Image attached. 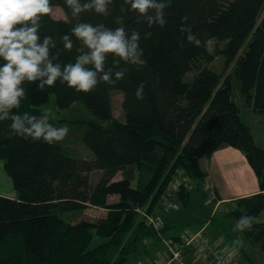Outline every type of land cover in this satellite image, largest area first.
Here are the masks:
<instances>
[{
	"label": "trees",
	"instance_id": "1",
	"mask_svg": "<svg viewBox=\"0 0 264 264\" xmlns=\"http://www.w3.org/2000/svg\"><path fill=\"white\" fill-rule=\"evenodd\" d=\"M121 3L114 0L107 17L83 13L81 19L115 28V17L123 16L129 33L140 32L144 63L121 62L127 68L123 80L100 83L89 93H77L59 81L43 91L26 83L27 98L14 110L38 118L52 98L59 109L83 102L94 119L80 117L65 125L88 156L77 153L66 138L48 144L9 136L11 121H0V159L17 192L15 198L0 196V264H131L146 249L145 242L159 233L201 228L216 217L206 219L197 204L207 198L199 192L208 179L201 160L223 145L244 153L260 186V192L236 199V209L225 218L252 216L253 226L243 234L264 252V220H259L264 213V147L256 142L233 97V77L209 66L216 56L225 59L226 67L235 62L243 102L264 114V0H172L165 9L164 27L138 23L136 13L120 11ZM51 5L60 6L67 19L45 17L40 35L52 36L62 49L59 38L74 21L64 0H51ZM184 16L201 46L181 33ZM75 55L73 49L60 59L66 63ZM200 61L207 64L189 78ZM110 66L111 57L106 64ZM141 82L144 98L137 100ZM113 90L123 93L124 120L113 114ZM131 169L139 173L136 183L128 177L115 179ZM97 170L102 176L92 186L91 173ZM181 170L184 180L176 194L182 209L169 214L156 230L138 210L156 212ZM89 205L105 209L106 215L77 223L68 220L70 213ZM220 227L233 235L228 224Z\"/></svg>",
	"mask_w": 264,
	"mask_h": 264
},
{
	"label": "clouds",
	"instance_id": "2",
	"mask_svg": "<svg viewBox=\"0 0 264 264\" xmlns=\"http://www.w3.org/2000/svg\"><path fill=\"white\" fill-rule=\"evenodd\" d=\"M171 2L122 0L120 11L136 13L138 23L164 27L167 23L165 9ZM113 3L114 0H64L74 23L69 32L60 36L61 49L52 36L40 35L41 21L52 13L51 0H0V61H3L0 63V121H11L9 136L54 144L63 141L69 132L67 127L49 123L51 109L40 118L29 112H14L27 98L26 83L35 84L43 91L59 81L77 93H89L100 83L115 85L123 80L127 68L121 67V62L125 65L144 63L140 32L132 29L129 33L123 16L115 17V23L119 25L115 28L81 19L83 13L107 17ZM187 20V16L182 17L181 33L186 34L188 42L201 46L192 26L184 23ZM73 49L76 52L74 60L62 62L61 55ZM109 57L111 66L106 67ZM144 88V82L137 86V100H143ZM252 226L253 217L245 215L236 222L235 230L250 231ZM241 244V240H235L232 251Z\"/></svg>",
	"mask_w": 264,
	"mask_h": 264
},
{
	"label": "rangeland",
	"instance_id": "3",
	"mask_svg": "<svg viewBox=\"0 0 264 264\" xmlns=\"http://www.w3.org/2000/svg\"><path fill=\"white\" fill-rule=\"evenodd\" d=\"M52 6V13L51 15L56 18V19H67L66 15L63 11V9L60 6L57 5H51ZM211 49L214 47V43H209L208 45ZM245 48H243V51ZM207 63L205 61H200L197 66L188 74V77L191 78L193 75L196 73V71L200 68L205 66ZM212 68L217 70L218 72H223L224 75L229 74L230 76L233 77V97L237 101V104L239 105L241 109V114L244 120L250 125L252 133L255 137L256 142L264 147V114L262 113H255L253 112L252 107L247 106L246 103L243 102V99L241 97L238 83L235 79L234 73H235V67L236 64L233 62L230 64L228 67L225 66V59L222 56H216L213 62L209 64ZM111 100H112V107H113V114L114 116L119 119V120H124L125 115L124 111L122 108V100H123V93L120 90H113L111 92ZM48 109H51V112L49 113V123H52L55 127H67L65 125L69 121H74L77 118L84 117V118H90L94 119L93 114L87 109V107L84 105L83 102L81 101H76L74 105L71 108L67 109H59L56 106V103L54 99L52 98L48 104L42 107V110L40 112V115L38 118L42 117ZM63 123V124H61ZM60 125V126H59ZM69 129V128H68ZM71 130L69 129L68 135L65 137L68 141V145L75 149L77 153H80L84 156H88L90 153L88 150L83 146V144L76 138V136L71 135ZM0 169L2 170L0 173V181L1 177L3 178L4 182L0 184V196L7 197L9 195L14 194V192H11L12 190L11 184H12V179L10 175L7 173L5 169V162L3 159H0ZM138 172L137 170L131 169L130 171H122L117 173L115 176V179H120L122 177H128L131 178L134 183L137 182L138 179ZM102 176V172L100 170L93 171L91 173V183L92 186L96 185L99 179ZM9 181V184L7 182ZM184 180L183 172L182 170L179 172L177 176L174 177L170 189L167 192H170V199L172 202V206H167L161 204L160 207L157 209L156 215L159 216L160 218L162 217L161 214V207L163 209H168L171 211L169 214H176L182 209V204L179 201L176 192H178L179 185L182 183ZM192 189V188H191ZM195 189L193 188L192 191ZM4 191V192H1ZM199 192H205L207 194V198L205 199V202H207V207L206 204L201 205L200 208H203L205 210V217L206 219H210L213 214H216L215 220L210 222V226L207 228L206 232L214 233L215 232V227L218 226H226L227 224L230 226V229H232L233 233V238L235 240L239 239L242 241V244L240 246H237L240 248L241 251L237 250L235 252L232 251L233 249V243H231L230 250L233 252V259L234 262L236 260L237 254H239L241 257L243 255V252L250 257V262L248 259H243V257H246L243 255L242 257V262H245V264H264V252L260 249V245L249 241L243 234V232H240L238 230H235V224L237 222L236 219L233 217H229V221L226 220L225 216L230 214L234 209H236V200L233 202H228L226 205L223 206H216L215 200H216V189L213 184H210L208 182V179L206 180L205 184L203 185V189H199ZM112 199V198H111ZM107 211L103 208H99L93 205L87 206V208L79 213H70L68 216V220L71 221L72 223H77L81 221L82 219H88V220H96L100 217L105 216ZM210 217V218H209ZM163 218V217H162ZM164 219V218H163ZM259 220H264V213L260 216ZM192 228V227H191ZM203 228V227H201ZM200 228V229H201ZM194 230V229H191ZM205 231V230H204ZM207 232V233H208ZM209 233V234H210ZM213 236H211L212 238ZM219 237L218 235L216 238ZM213 237L215 242H218V238L216 239ZM234 240V241H235ZM227 250V251H228ZM156 257V255H155ZM159 257V255L157 256ZM155 262V260L151 261ZM149 262V257L143 255L141 253L135 258H132V263L131 264H147Z\"/></svg>",
	"mask_w": 264,
	"mask_h": 264
},
{
	"label": "crops",
	"instance_id": "4",
	"mask_svg": "<svg viewBox=\"0 0 264 264\" xmlns=\"http://www.w3.org/2000/svg\"><path fill=\"white\" fill-rule=\"evenodd\" d=\"M253 112L258 113L254 109ZM201 167L203 168L204 171L208 173V182H210V184H213L216 189L217 195H216L215 203L217 202L216 203L217 207L226 205V203L228 202H233L240 197L249 196L260 192L259 179L254 169L248 162L246 156L240 150L233 148L229 145L221 146L218 150L214 152V154L210 158H203L201 160ZM1 171L2 170L0 169V172ZM3 182L4 180L1 177L0 184ZM7 182L9 184L8 180ZM11 187L12 190L10 191L14 192V194L9 195L7 197L15 198L17 197V192L13 186V182L11 184ZM197 204L198 206L201 205V201L198 200ZM205 204L207 207V202H205V200L202 201V205ZM162 207H161V214L162 217L166 219L169 216L167 214L171 213V211L166 208L163 209ZM209 226H210V222H207L205 225L201 226L205 229V233L208 235V237L212 241H215L213 237L216 238V236L218 235L219 236L217 237L218 239L216 238L218 242L216 241L215 243H220L223 248H230L231 243L234 242L235 238H233V236H231L230 234H227L226 231H224L221 227L218 226L215 227L214 233H210L208 231L207 233L206 230ZM189 230H191L190 227L188 228L184 227L179 229L176 234L173 233L170 235L168 234L165 235L164 233H159L157 235L158 236L157 238H152L145 242L147 244V247L144 250L143 255L149 257V262L156 260L157 256L164 251L168 252L169 256L172 257L173 255H175V253L181 250L180 248L183 242L182 239L183 234ZM211 236L213 237L211 238ZM237 250L240 251V248L237 247ZM171 251H174V253ZM243 255L246 257H243ZM243 255H242L243 259L244 258L248 259L249 262L250 260H252L250 259V257H248L246 253H244ZM242 257L239 254H237L234 264H245V262H242L243 260ZM172 264H210V263L199 255L196 247L186 246L183 247L180 256H176V258H174Z\"/></svg>",
	"mask_w": 264,
	"mask_h": 264
},
{
	"label": "built area",
	"instance_id": "5",
	"mask_svg": "<svg viewBox=\"0 0 264 264\" xmlns=\"http://www.w3.org/2000/svg\"><path fill=\"white\" fill-rule=\"evenodd\" d=\"M171 185V184H170ZM170 189L168 187L167 191ZM170 192H165L162 196L161 204L172 206V202L170 199ZM142 219L150 222L156 230H160L164 226L163 218L156 215V212L149 213L147 208H141L138 210ZM205 229H199L196 231L189 230L183 234V242L181 246V250L172 257L169 256V253L164 251L159 254V257L155 260V262H150L147 264H172L174 258L176 256H180L183 247H196L198 253L201 257L207 260L210 264H234L233 252H224L218 248V244L215 241H212L208 235L204 231ZM174 253V251H171Z\"/></svg>",
	"mask_w": 264,
	"mask_h": 264
}]
</instances>
